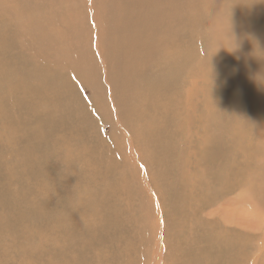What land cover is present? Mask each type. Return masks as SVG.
<instances>
[{
  "label": "bare ground",
  "instance_id": "obj_1",
  "mask_svg": "<svg viewBox=\"0 0 264 264\" xmlns=\"http://www.w3.org/2000/svg\"><path fill=\"white\" fill-rule=\"evenodd\" d=\"M0 264H264V0H0Z\"/></svg>",
  "mask_w": 264,
  "mask_h": 264
},
{
  "label": "rangeland",
  "instance_id": "obj_2",
  "mask_svg": "<svg viewBox=\"0 0 264 264\" xmlns=\"http://www.w3.org/2000/svg\"><path fill=\"white\" fill-rule=\"evenodd\" d=\"M81 141H82L83 144H85L84 137L81 138Z\"/></svg>",
  "mask_w": 264,
  "mask_h": 264
},
{
  "label": "clouds",
  "instance_id": "obj_3",
  "mask_svg": "<svg viewBox=\"0 0 264 264\" xmlns=\"http://www.w3.org/2000/svg\"><path fill=\"white\" fill-rule=\"evenodd\" d=\"M225 49H227L228 50V48L227 47H224ZM235 50V49H234ZM229 51V50H228ZM231 52V51H230Z\"/></svg>",
  "mask_w": 264,
  "mask_h": 264
}]
</instances>
